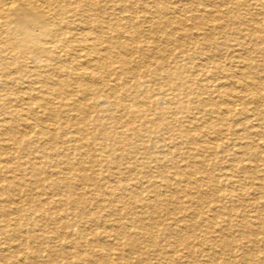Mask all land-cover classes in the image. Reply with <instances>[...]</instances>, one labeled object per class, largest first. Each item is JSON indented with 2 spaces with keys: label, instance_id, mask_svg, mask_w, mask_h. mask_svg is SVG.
Returning a JSON list of instances; mask_svg holds the SVG:
<instances>
[{
  "label": "bare ground",
  "instance_id": "1",
  "mask_svg": "<svg viewBox=\"0 0 264 264\" xmlns=\"http://www.w3.org/2000/svg\"><path fill=\"white\" fill-rule=\"evenodd\" d=\"M235 1L239 4L246 2V0H168V2L163 0H0V82L2 84L0 91L7 90V96L10 98L8 105L2 104L0 107H5V112L11 110L8 117L0 118V222H4L0 226V235L7 234L16 247L23 243H31L30 250L22 254L23 259H18L19 257L17 258L12 251L6 252L4 248L0 249V256L3 259L10 261V264H129L128 261L116 262L117 258L125 260L127 248L124 246V241H126L130 246L129 251L140 255V262L136 264L146 262L148 251H142V245L149 246L155 252L157 262H161L164 258L168 259L170 264H194L187 260L188 256L208 258L205 257L207 253V256L210 254L207 244L220 241L222 249L227 254L238 250L240 251L238 258L248 264L250 262L264 264V257L259 255L261 252L264 253V237L263 241L254 238L257 233L264 234V192L258 193V198L263 199L260 203H256L259 208H256V215L253 216L258 230L252 228L249 231L245 229L246 231L238 232L242 237L239 243L234 236L230 238L224 236V229L207 232L203 227L206 225L214 228L220 222L219 217L228 209L226 194L231 195L232 190L226 193L227 189L224 188V196L218 195L219 197H214L212 194L214 191L207 193L214 203L213 208L216 212L212 216L205 215V208L201 210L200 206L202 202L195 196L202 193L200 185L189 177L192 175L191 172L204 169L208 163L207 151L218 153L221 141L223 142L222 135L228 128L224 126H227L226 121L230 116L236 118L242 115L240 123H250L246 103L255 104V110H258V114L262 116V119H259L260 128L264 126V115L259 107L262 102L261 93L264 92V81H255L250 57H242L243 59L240 60L242 68H239V74L249 81H241L238 74L232 72L230 68L218 64V68L224 70L231 79L227 87L220 78H215L214 93L222 97L223 106L212 103L210 98L203 97L202 92L195 90L193 87L195 74L193 77L191 65L187 64V59L193 58V53L183 38L187 43L196 44L194 35L200 34L205 43L210 44L213 39V33L210 31L218 28L212 22L223 17L225 7L228 8L226 13H232L229 6ZM150 2L154 3L155 8H152ZM160 10L164 14L160 15ZM140 13L145 16L143 14L144 17L140 16ZM182 15L187 17L183 19ZM187 19L193 22L191 27H187ZM139 22H142L143 28ZM175 22L182 25L180 27L182 39L172 38L168 33L171 24ZM255 31L264 35L263 27ZM143 36L148 39L150 47L141 43ZM135 53L137 56L134 55ZM167 54L171 55L170 58ZM147 62L149 65H145ZM172 62L178 63L175 64L177 71L170 69ZM159 70L168 74L161 76ZM152 73L159 74L154 82L164 80L165 85L169 86L168 89L174 96L172 99H176L173 103L178 104L183 113L190 112L189 104L196 106L194 105L196 103L202 106L204 111L209 112L211 117L205 119L202 115L200 118H195L185 114L181 117L176 110H165L166 107L160 111L156 120L151 122L154 130L164 126L175 135L183 136L186 141L189 140L191 145L196 144L189 146L181 154L182 156L177 151L175 157L167 159L172 160L173 164L170 168L175 170V174L184 177V187H181L178 194L188 189L194 195L186 194L185 199L180 195H171L173 208L165 209V217L161 208H165L167 199L162 196L160 190L162 187H167L170 180L163 178L164 183H157L150 176L149 185L146 186L143 180L145 176H149L148 170L135 169L138 162H141L139 164L146 169L149 160L158 162L161 156L149 155L145 161L139 159V154L142 158L149 153L142 143L132 142V139H140V131L137 129L128 127L130 133L104 127L90 130L86 126L87 106L85 108L79 103V99L74 98L77 97L78 86L91 90L92 96H96L98 92L108 88V84L113 80H118L119 83L122 80L126 83V80H123L125 76L129 78V85L124 84L125 88L150 92L148 82L154 78ZM140 78L144 79L143 83H140ZM174 79L178 81L169 84V81L173 82ZM73 111L81 113V119L77 117L78 115H71ZM60 113L66 114L71 120L72 125L69 128L72 131L60 128L57 119ZM194 118L197 122H202V126L207 130L214 129L216 137L213 140L196 141L199 135L193 134L184 123L185 121L193 123ZM20 126H23L22 133L21 131L16 133V129ZM249 127L252 128L254 125L250 124ZM260 128H255L251 133L262 136ZM234 133L239 139L250 136V132L246 131L235 130ZM88 136L93 138V144L87 141ZM98 140H102L104 145L98 144ZM22 144L25 147H22ZM34 145L41 147L38 157H42V160L39 163L23 154L27 157L26 161L11 164L12 160L21 156L16 155L22 151L19 146L26 149ZM174 149L179 150L180 147L175 146ZM241 149L242 154L250 153L256 159L263 161L255 144L246 142ZM183 158L187 161L186 164H181ZM105 160L111 161L112 165ZM243 161L239 162L243 163ZM46 166H49V169ZM222 166L220 172L222 170L223 172L209 174L207 183L213 184L214 179H218L222 185L224 180L231 182L232 175H227L224 171L226 166ZM235 166L252 179V187L257 190L264 188V178L260 175L259 165ZM161 167L158 166V176L162 178L164 174L161 169L164 171L166 167ZM16 170H19L20 174ZM132 173H138V180L130 178ZM29 183L33 188L41 189L42 195H48L50 192L54 196L32 197L25 188L30 187ZM222 185L212 186L216 188L215 192H219L223 190ZM146 187L149 191L148 197L144 196ZM16 196L23 199L19 200ZM24 200L34 208V212L24 213V209H20L21 201ZM237 201L242 205L241 200ZM255 202L256 200L253 203ZM68 210L76 213L80 218L82 229L78 230L77 234L64 230L71 227V223L65 218ZM47 218L60 224L63 230L57 231V228L54 230L52 225L48 227ZM238 220L240 225H243L246 218L242 215ZM34 224L41 227L40 232L34 231ZM200 224L202 225L199 230L196 229ZM184 229H188L189 233L184 232ZM17 231L20 234H17ZM208 233L216 234L217 238L211 239ZM170 234L175 235L177 244L178 241L183 242V249L175 247L169 251L170 253L165 252V256H161L162 253L157 247L164 241L172 245ZM74 235L77 237L75 238ZM74 241L80 245L76 249L73 246ZM261 242L263 244H260ZM246 246H250V250ZM248 251L250 253H247ZM253 252L259 255L256 261L250 257ZM62 256L66 257V261L60 263L59 258ZM238 258L227 259L220 255L212 261L210 259H201V261L202 264H218L219 261L224 264H238Z\"/></svg>",
  "mask_w": 264,
  "mask_h": 264
},
{
  "label": "rangeland",
  "instance_id": "2",
  "mask_svg": "<svg viewBox=\"0 0 264 264\" xmlns=\"http://www.w3.org/2000/svg\"><path fill=\"white\" fill-rule=\"evenodd\" d=\"M163 1L168 2V0H163ZM150 5H152V8L153 7L155 8V6H153L154 5L153 2H150ZM223 9H224V12L222 14L223 17L218 21L212 22V24L216 25L215 27H218V28L210 31L211 33H213V39H212V42L210 44H206L204 38L200 34L194 35V37L196 38L195 40L197 42H199V43L196 42V44L187 43V41L183 38L185 43L189 45V47L191 49V53H193V56H192L193 58L187 59V64L191 65L190 68L194 72L193 77L195 74V77H194L195 81L193 83L194 84L193 87H195L196 91L202 92L203 97H205L207 99L210 98L212 103L218 104V106H223V99H222V97L217 96V94L214 93L213 87L215 84V80L217 78H220V81L223 82L227 87L229 86L228 84L231 82V79H229V77H227V74L224 72V70H221L220 68H218V66H219L218 64H221L224 67L230 68V70L232 72L234 71V73L238 74L241 81H246L247 78L245 80V77L240 75L239 72H240V69L242 68L241 64H240V60L243 59L242 57L248 56V57H250L251 69H252V71L255 72V81H257V82H263L264 81V78H263L264 77V35L261 34V32L255 31L258 28H262V27L264 28V0H246V2L244 4H239L235 1L232 4H230V6H229V9L232 10V13H226V11L228 10V8H226V7ZM162 12L163 11L160 10L159 14L160 15L164 14ZM140 14H141L140 16L144 15L143 13H140ZM233 14H234V16H233ZM185 17H187V16L182 15L183 19ZM177 19L179 21L178 17H177ZM248 21H249V23H248ZM141 23L142 22H139L141 28H143ZM186 23H187V27H191V24L193 22L191 20L187 19ZM171 25H172V26H170L171 28L168 29L169 30L168 33L171 34L170 36H172V38H175V39H182V32L180 30V27L182 25H180L179 22L172 23ZM161 34L164 37V34L163 33H161ZM141 39H142L141 43H143L145 45L147 44V45H149L148 47H150V43H148V39L146 38V36L141 37ZM145 40H147V41H145ZM180 41H182V40H180ZM164 44H165V42H164ZM134 55L137 56L136 53ZM170 56H171L170 54H167V57L170 58ZM254 60H256V61H254ZM183 62H185V61H183ZM148 63L149 62L145 63V65H147ZM176 63L172 62L170 69L173 68L174 71H177L178 70L177 65L175 66ZM145 65L143 64V66H145ZM195 70H198V72H196ZM203 70H204V72L202 73ZM158 72L161 74V76H166L168 74L166 71H163V70H159ZM157 74L158 73H152V77H154V78L152 81L148 82L150 89H151L150 92H142V91L132 90L129 87L125 88L124 84L127 83L126 85H129V78L127 76H125V79H123V80L124 81L126 80V83H124L121 80L120 81L121 84H120L118 80L117 81L113 80V82H110L108 84L109 85L108 88L101 90L100 92H98V94L96 96H92L91 90H89V89L87 90V88H84L83 86H78L79 91L77 92L78 93L76 95L77 97H74V98H76V100L79 99L78 100L79 103L84 105L85 108L87 106V112H88L87 117H88V119L86 122V126L90 130H92V129H96V130L98 129L99 130L100 128L104 127L105 129H111L114 131H123L125 133L126 132L130 133L131 131L128 130V127H131L135 130L137 129L138 131H140L139 132L140 133V139L139 140H137V138L132 139V142L142 143L144 145L146 151L149 153V154L144 155L142 158H141V154H139V156H138L139 159L141 161H145L146 157H148L149 155H152V156H156V155L159 156L160 155L161 156L158 158V162H153L152 160H149L148 166L146 167V169L144 168V166L139 164L141 162H138V164L135 166L136 167L135 169L148 170L147 173L149 174V176H145L146 178L144 177V180H143V183L146 186L149 185L148 177H150V176H151V179L153 181L156 180L157 183H164L163 178L170 180L169 185L167 187H162L160 190L162 193V196L167 199V201L165 203V208H161V209H163L162 210L163 211L162 213L164 215L163 217H165L166 216L165 209L168 207L173 208L171 195H173V194L180 195V197H182L183 199L187 198L186 194L194 195L188 189L187 190L185 189L183 193L181 192L180 194H178V191L181 189V187L182 188L184 187V182H183L184 177L182 175L175 174V170L173 168H170L171 165L173 164L171 162L172 160H167V159H170V157H172V156L175 157V155H177V151H178V154L181 155L185 150H187L189 148V146L190 147L196 146V144L191 145V143H189V140L186 141V140H184L185 138L183 136L179 137V136L175 135L174 132L170 131L169 129H166V127H164V126H161V127L154 130L152 128L151 122L156 120V118L160 114V111L162 109H165L166 107L167 108L165 110H167V109L172 110V111L176 110V112H178V114L181 117L184 114L187 116L188 115H191L193 117L195 116V118H197V117L200 118L202 115L204 116L205 119H210L211 117L209 115V112L204 111L202 109V106H200L199 104H196V103H194V105H196V106H193V104H189L191 107V109H189L191 113L189 111L183 113L182 110L179 109L178 104L173 103L176 99L175 98L172 99L174 96L171 93V91L168 89L169 86L165 85V81L164 80H157L154 82V80L159 75V74L158 75ZM139 81H140V83H143L144 79L140 78ZM177 81L178 80L174 79L173 82L169 81V84L175 83ZM247 81H249V80H247ZM118 83L120 86L118 85ZM0 86H2L1 82H0ZM238 88L240 89V86ZM113 91L115 92V94ZM159 92H162V93L159 94ZM261 94H262V96H261L262 102H260L259 107H260V109L264 115V103H263L264 102V92ZM162 95L164 98L160 97ZM191 95L192 94H190V96ZM0 97H1L0 98L1 99L0 106L2 104L8 105V103L10 102V98L7 96V90H4V89L1 90L0 91ZM151 97H153V98H151ZM220 101L222 103H220ZM144 102L147 104L144 105L145 104ZM145 107H146V109H145ZM238 107L240 108L241 106H238ZM245 107L247 108V111L249 112L250 123L249 122L248 123H240L239 120L242 117V115L238 116L239 118L238 117L234 118L233 116H230L229 120L226 121L227 126L226 125L224 126L225 128L226 127H228V128H226L227 129V130H225L226 132L224 133V135H222L223 136V142L221 141L222 147L219 146V148L217 150L218 153L214 154L213 152L207 151L208 163L206 164L204 169L202 171H196L194 173L191 172L190 174H192L193 176L192 175L189 176V177H192V179L200 185L202 193H200L199 195H195V196H196V198L200 199V201L202 202V205H200V206H201V210H203L205 208L204 209L205 215L210 214L212 216L216 212L213 208L214 203H212V201L209 199V195L207 193L214 191L212 193L214 195V197H219L218 195L222 196L224 194L225 189H227L226 193H228L229 191L232 190V192H230L231 195L226 194V205L228 206L227 207L228 209L226 208L227 210L223 211L224 214H222V216L219 217V221L222 222L221 225H220V222L219 223L216 222L218 224L214 228H212V227L209 228L206 225H204L203 227H204V230H206L207 232H211L214 229H216V230L224 229V233H223L224 236H228V238H230L231 236L232 237L234 236V238L237 240L236 242L242 241L241 240L242 237L240 235H238V232L240 233L241 230L243 231L246 229L249 231V230H252V228L258 230L257 229L258 225L256 224V221L253 218V216L255 217V215H256V208L258 207L257 204L260 203V201H262V199H263V198L260 199V197L258 198V196H259L258 193L260 191L264 192V188H262L261 190H259V189L257 190L254 187H252L251 186L252 179H250L248 176H246L243 172H241V170H239V168H237L235 166V165H237V166L241 165V166L254 167L253 165H259L260 170H261L260 175L264 178V166H263V164H264V162H263L264 161V138H263L264 137L263 136L264 135V126L260 128L261 121L259 120V119H262L261 118L262 116H260L258 114V110L257 111L255 110V107H256L255 104H252V103L247 104L246 103ZM148 108H150V109H148ZM144 110H145V113H144ZM152 111H153V113H152ZM10 113H11V110H7L5 112V107H3V106L0 107V118L7 116V115L9 116ZM37 113L39 114V112H37ZM143 114H145V116ZM71 115H73V116L78 115L77 117H79L80 119L82 116V114L77 112V111H73ZM67 117L68 116L66 114L60 113L57 116L58 123L60 125V128L69 129V131H72V129L69 128L72 125L71 120L68 119ZM195 118L193 119V123L186 122V121L184 123L188 125L186 127L191 129L190 131L193 134H196V136L199 135L198 137H196L198 139L196 141H199L200 139L201 140L202 139L213 140L216 137V133H215L216 131L214 129L207 130L206 128H204L202 126V122H197V120ZM250 124L254 125V127H252V128L249 127ZM22 127L23 126L18 127L16 129V133H17V131H18V133H20L19 131H21V133H22V130H23ZM255 128H260L259 130L262 129L263 135L259 136V135H256L254 133H251L252 130L254 131ZM196 130H197V132H196ZM235 130H237V132L238 131L250 132V136H249V138H246V139H239V138H237V134L234 133ZM96 133H97V131H96ZM87 138H88L87 141L90 144H93V142H94L93 138L91 136H88ZM196 141H194V142H196ZM182 142H184V143H182ZM246 142H251V143L255 144L256 146H258V151L260 152L261 159H263V161L256 159V157L253 154H250V153L242 154L241 146L244 147ZM99 143L104 145L102 140H98V144ZM59 145H61V144H59ZM21 146L25 147L24 144H22ZM21 146H19V147H20V150H22V151L19 154H16L17 156L18 155H21V156L12 160L11 164H17L18 162L26 161L27 157H30V159L34 158V161L36 163H39L42 160L41 159L42 157L41 158L38 157L39 153H41L40 152L41 147L39 145H37V146L34 145L33 147L26 148V149L22 148ZM175 146L180 147V149L175 150L174 149ZM161 147L164 149H162ZM168 149H170V151H172L173 153L169 152ZM166 151H167V153H166ZM23 154H26L28 156L25 157V156H23ZM166 155H168L169 157L166 158L165 157ZM1 157H3V156H1ZM239 159L244 160L243 163H240ZM181 160H182L181 164L187 163L185 158H183ZM105 161H106V163H109V165H112L111 161H109V162L107 160H105ZM122 162H124L126 164L125 161H122ZM222 165L226 166V168L224 170L225 173L227 175H232L233 178H231V182L227 181V180H224V181L222 180L223 181V182L221 181L223 183V185H222L221 183L218 182V179H214L213 184H211L212 182L207 183L208 181L206 182V179H207V177H209V174L212 175V173H214V172L221 174L223 172V170L220 172V168L223 167ZM155 166H157V168ZM158 166L159 167H161V166L166 167V168H164V171H163V169H161L163 174H164L162 178L158 176V174H159ZM233 166H234V168H233ZM48 167L49 166H46L47 169H49ZM20 169H22V168H20ZM16 172L20 174L19 170H16ZM137 174L138 173H132L130 178H136V180H138ZM199 176H200V178H198ZM219 180H221V179H219ZM75 181H77V180H75ZM78 181H80V180H78ZM216 184H217V186L222 185L223 190H221L219 192H215L216 188L214 186ZM28 185L30 187H25L27 189L26 192L29 191L27 193L34 198H42V197L51 198L52 196H54L50 192H48V195H42L41 189L33 188L32 187L33 185L31 186L30 183ZM212 185H214V186H212ZM228 185L231 187H226ZM236 188H238V189H236ZM47 191L48 190H46V192ZM251 191L253 194H251ZM148 194H149L148 187H146L144 196L148 197ZM255 194H256V196H255ZM169 196H170V198H169ZM16 198H18L19 200L23 199V198L20 199V197H18V196H16ZM53 198H55V197H53ZM238 199L241 200L242 205L240 202L237 201ZM255 200H256V202L254 204L253 202ZM21 202L22 203L20 205V207H21L20 209H24V213L34 212V208L27 201L24 200V202L23 201H21ZM239 204H240V206H239ZM251 204H253V205H251ZM49 206H51V204H49ZM242 206H244L245 208ZM244 209H245V211H244ZM60 212H63V211H60ZM244 212L246 214H244ZM247 212H248L249 216L247 215ZM242 215L245 216L246 220H245V224L240 225L241 223L238 219H241ZM66 216L67 217H65V218L68 222L71 223V227L65 228L64 230H68L71 234L72 233L77 234L79 232L78 230L82 229V228H80V227H82L81 223L79 222L80 218H78L76 213H74L70 210H68V214H66ZM247 216H248V218H247ZM47 219H48V221H47L48 227L53 226L54 230L56 228L58 229V230L56 229L57 231L63 230V228L60 226V224L52 222V220H49V218H47ZM74 221H76V222H74ZM3 223L4 222H0V226ZM35 223H37V222H35ZM227 224H229V225H227ZM50 225H52V226H50ZM201 225L202 224L197 225L198 227H196V229L198 228V230H199V227H201ZM256 225H257V227H256ZM33 226H34V231L40 232L41 227L39 225L34 224ZM183 231L186 233H189L188 229H184ZM17 234H20V232L17 231ZM21 235L23 236L22 232H21ZM208 236H210L211 239L217 238V235L213 234V233L212 234L208 233ZM76 237H77V235L75 236V238ZM169 237L171 240L170 243H172V245L165 242V241L161 242V243L158 242L159 245L157 248L162 253L161 256H165L164 255L165 252L170 253L169 251L173 250V248H175V247L176 248L179 247V248H181V250L183 249V246H182L183 242L178 241V244H179L178 245L176 243L177 238L175 237V235L170 234ZM263 237H264V234H261V233H259V234L257 233L254 236V238L260 239V241H263ZM11 241L12 240H10L8 238L7 234L0 235V249L4 248L6 252L12 251L16 254V257L17 256L19 257V258L17 257L18 259H23L22 254L27 252L28 250H30L31 243H27V244L23 243L21 246L16 247V244H14V241L13 242H11ZM10 244H12V245H10ZM78 244H76V241L73 242V246L75 247V249H76V247L78 248L80 246ZM174 244H176V245H174ZM260 244H263V243L261 242ZM124 246L127 248L125 260H123L124 258L122 260L117 258L116 262L121 263L124 261H128L129 264H136V263L140 262L139 253L129 251L130 246L127 244L126 241H124ZM84 247H86V246H84ZM142 247L143 248L141 250L146 251V252L148 251L147 252L148 254H147L146 262L141 263V264H170V261L168 259H164V258L161 259V262H157V259H155V252H153L151 250V248L147 245H142ZM206 247H207V250L209 249L208 252L210 253L209 256H211V257L207 256L208 255V253H207L205 257H208V258L203 257L201 259H206V260L210 259L212 261L213 259H216L217 256H220V255L222 257H226L227 259L228 258L229 259L230 258L236 259L240 255V251H238V250L235 253L228 252L229 254H227V252L222 249V244L220 241L209 242V244H207ZM246 247L248 250H250V248H251L250 246H246ZM261 247H263V245H261ZM46 248H48L47 245H46ZM114 251H115V249H114ZM215 252H217V253H215ZM130 253H132L133 255ZM247 253H250V252L248 251ZM254 253L255 252H253L250 257L252 259H255V261L257 259H259V255L264 257L263 252L259 253V255H258V253H255V254ZM178 254H181V253H178ZM215 254L217 255L216 257H215ZM230 254H232V255H230ZM178 257L176 258L177 260H178ZM65 258L66 257H63V256L60 257L59 258L60 263L65 262L66 261ZM68 258L70 260L71 256ZM152 259H154V261ZM201 259H200V257H193V258H190L189 256L187 257V260L190 263H194V264H202ZM74 261H76V260H74ZM219 262H220V264H224V262H222V261H219ZM219 262H218V264H219ZM237 263L238 264H248L246 261L241 260V258L240 259L238 258ZM252 263L253 262H250V264H252ZM0 264H10V261H7L0 256Z\"/></svg>",
  "mask_w": 264,
  "mask_h": 264
}]
</instances>
